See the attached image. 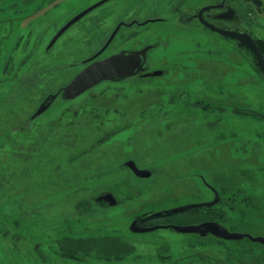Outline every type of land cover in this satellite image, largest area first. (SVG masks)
I'll return each instance as SVG.
<instances>
[{
	"label": "rangeland",
	"instance_id": "1",
	"mask_svg": "<svg viewBox=\"0 0 264 264\" xmlns=\"http://www.w3.org/2000/svg\"><path fill=\"white\" fill-rule=\"evenodd\" d=\"M98 1L33 0L27 15L0 22V264H73L55 252L53 238L127 233L125 226L146 213L212 201L215 188L217 205L176 213L173 221L217 216L231 231L264 235V75L254 56L197 22L180 26L169 0H146L134 12L106 2L46 51L70 19ZM208 1L190 0L188 15ZM155 14L171 23L138 27V43H161L150 67L167 74L105 83L71 101L59 97L36 117L116 22ZM242 25L264 40V11ZM130 160L153 174L138 177ZM102 191L122 203L99 207L94 198ZM158 233L168 235L161 242L169 258L133 239L147 251L125 264L179 257V264H217L227 250L212 239ZM245 242L235 243L237 264L248 252L257 259L248 264H264V246L249 243L247 252ZM93 257L85 264H108Z\"/></svg>",
	"mask_w": 264,
	"mask_h": 264
},
{
	"label": "flooded vegetation",
	"instance_id": "2",
	"mask_svg": "<svg viewBox=\"0 0 264 264\" xmlns=\"http://www.w3.org/2000/svg\"><path fill=\"white\" fill-rule=\"evenodd\" d=\"M103 1H104V3L102 5H104L106 2H109L112 0H100L96 3H94L93 5H95L99 2H103ZM114 1H116L115 3H120V5H124L123 9L125 12V11H133L134 7L137 6V4L143 3L146 0H120V1L119 0H113V2ZM189 1L190 0H169V5L167 8H169V10H172L173 15H176L175 17L177 18V22L180 24V26L186 25L187 23L197 22L198 24H200L202 27H204L208 31H210L214 34H217L218 36H221V37L228 39L230 41L232 40V42H234L238 48L245 50L248 53H250L251 55H253L256 63L260 67L253 49L246 47V46H242L237 40H233V39H231L225 35H222L218 32H215V31L205 27L202 24L200 17L205 19L207 22L212 23V24L216 25L217 27H220L224 30H232V31H235L238 33H248L253 38L254 42L261 48L262 53L264 55L263 47H262V45H260L261 38L256 39L254 34L252 33L253 31H251V28L250 29L248 27L241 28V26L243 27L242 23L248 22V21L250 22L254 18V14L262 13L264 11L263 0H242V4L239 3L238 0H211V1H208L205 3H199V7H197L195 9V11H193L190 15H188L190 12V11H188V2ZM33 4H34L33 0H0V22H2L5 19H8L9 21H11L12 17L21 16V14L27 15L28 13H25V11L29 10V6L33 5ZM93 5H91V6H93ZM237 5H238V7H237ZM159 6H162V5L159 3ZM209 6H212V8L204 10L202 15L199 16L200 11L203 8L209 7ZM84 10H86V9H84ZM84 10H82V11H84ZM82 11H80V13ZM92 11L89 12L90 15H91ZM155 13H157V12H155ZM88 14H86V15H88ZM3 16H4V18H1ZM85 17H87V16H85ZM171 19L172 18L170 16H167L164 14L163 15H156L155 14L154 16L143 19L142 21H140L137 18H132L130 21H128L126 19L119 20L118 22H116L113 25V27H112L113 29L111 30V32L108 35H106V37H105L106 41L104 42L101 49H103L106 46V44L108 43L112 34L120 26L118 28L117 33L115 34V36L111 40V42L108 44V46L103 50L102 53L98 54L99 51L101 50L100 49V50L96 51L94 54H92L91 56H89L88 58H86V60L83 62V65H81L80 71L75 75V77L84 68H86L87 66H89L90 64H92L96 61H100V60L109 58L111 56H114V55L122 53V52H125L126 54H132L134 52L141 51L147 47H149V49L146 52V61L143 64V67L145 70L140 71V72L136 73L135 75H132V76L127 77L125 79H122L119 81L103 82L100 85L105 84V83H109V82H121V81L130 79V78H134V77L135 78L136 77L155 78V77H158L161 75L163 76L164 74H167L169 71L166 68H152V67H150L151 64L153 63L151 61L150 54H151V52H153V50L161 49V47H162L161 43L159 41H155L153 43H148L146 45H140L138 43V36H139L138 27H146V26L152 25V24H163V25L164 24H170ZM78 21H80V20H78ZM78 21L76 23H78ZM4 23L5 22H2V24H4ZM76 23H74L73 25H75ZM56 34L52 37L50 43L47 45L46 51H49L58 41L59 38H57V40L53 43V40H54ZM4 38L5 37H3V39ZM118 41H124L125 44L120 46L118 49H113L114 45ZM157 61H159V60H157ZM153 71H163V74L155 75V76H147V74H149ZM261 73H262V75H264L263 70ZM67 85H65V86H67ZM65 86H63V87H65ZM63 87H61L60 89H62ZM60 89H58V91L56 93H52V94L48 95L45 98V100L41 103V105L44 103H47V101H50L49 97L57 94L60 91ZM83 94H81V95H83ZM80 96L73 98V99H65L62 95V92H61L50 103V105L47 107V109L42 111L40 114H36V117L45 113L59 97H61L64 101H71V100L79 98ZM41 105H40V107H41ZM40 107L38 108V110L40 109ZM201 179H203V175H201ZM215 190H217V189L215 188ZM103 192H111V191H102L101 193H103ZM218 193H219V191H218ZM213 194H214V199H215L214 190H213ZM116 200L118 201V203L116 205H110L109 202H105V201L97 203L95 198H94L95 204L101 208L118 207L122 203V201L117 199V198H116ZM219 201H220V199H219ZM219 201L215 205H217L219 203ZM214 206H212V207H214ZM200 208H211V207H200ZM160 211H163V210H160ZM156 212H159V211H156ZM156 212L146 213L142 216L134 218L130 223H128L125 226L128 229L127 233H122V232H115V233H112V232H110V233L96 232L94 234H90L89 236H86V235L77 236V235H74L73 233L68 232L69 235H67L65 237L64 235H66L68 233L64 232V235H62V236L59 235L60 237L57 236L56 238L52 239L53 249L55 250L56 253H58V255H60L61 258L63 257L65 259L69 260V262L71 261L73 264H85L87 257L92 258V256H94L93 259H95V258L99 259L103 263H104V261H106L108 264H125L126 261H124V259L126 257H129V256L140 257L142 254H145V251H147V250H145V251L140 250L138 247V244L135 242H132V240L135 239L136 241L143 242V244H141V246L143 248L146 245H151L152 250L158 251L160 253L158 256H165V257L169 258V253H168L169 249L164 243L161 242L163 240H168V239H166L167 238L166 236H168V235L161 234L158 232H160L161 230H163V231L172 230L176 234L190 235V236H194L200 240L201 239H212V240L217 241L218 243H220L221 245L224 246V250H226V249L227 250L225 251V255H222V257H218V258L214 259L216 261V263L217 264H237V263L241 262V257L236 256V253H235V249H236L235 243L236 242L243 243V241H246L245 244H248V246L245 247V250L247 252L250 250V247H251L249 244L250 242L264 246L263 243L253 242L248 238L236 240V239L223 238L220 236H216L214 234L201 235V234H196V233H181V232L175 230L174 228L168 227L170 225L187 226V225L201 224V223H205V222H217V223H220L221 225H223L231 233H243V232L231 231L227 227L228 225L226 223H224L217 216L207 218V219H195V220H192V222H189L187 224L177 225V223H175L173 221L174 220V218H173L174 213L152 215ZM134 222H136L135 226L133 225ZM154 227H158V228L156 230H150L149 231V229H152ZM135 229H138V230H135ZM248 234H250V233H248ZM128 236H129V238H127ZM253 236L264 237V235H262V234L253 235ZM152 240H160V241L151 244L150 242H152ZM36 248L37 249L39 248V244L36 246ZM196 256H198V255H196ZM199 259L203 260L202 257H200ZM164 261H166V260H164ZM168 261H169L168 264H179L181 262V257L174 259L173 261L168 259ZM249 262H250V258L245 259L243 264H248Z\"/></svg>",
	"mask_w": 264,
	"mask_h": 264
},
{
	"label": "water",
	"instance_id": "3",
	"mask_svg": "<svg viewBox=\"0 0 264 264\" xmlns=\"http://www.w3.org/2000/svg\"><path fill=\"white\" fill-rule=\"evenodd\" d=\"M103 2H99L88 9L82 11L79 13L76 17L71 19L55 36L53 43L59 38L70 26H72L74 23H76L79 19H81L83 16H85L90 11L94 10L95 8L102 5ZM212 6L203 8L199 16L202 15L204 10L210 9ZM201 21L202 24L222 35H225L233 40H237L242 46L249 47L253 49L255 52L257 61L264 71V55L262 53L261 48L254 42L253 38L248 33H238L232 30H224L220 27H217L216 25L207 22L202 17ZM120 27V26H119ZM118 27V28H119ZM118 28L115 30V32L110 37L108 43L106 46L99 51L98 54L102 53L103 50L108 46V44L111 42V40L114 38L115 34L118 31ZM149 47L134 52L132 54H126L125 52L116 54L114 56H111L109 58L96 61L86 68H84L67 86L60 89V91L49 97L50 101H47V103H44L41 105L40 109L37 111V114H40L42 111L47 109V107L50 105V103L62 92V95L65 99H73L84 92H86L89 89H92L96 87L97 85L108 82V81H119L122 79H125L127 77H130L132 75H135L136 73L145 70L143 67L144 62L146 61V52L148 51ZM97 54V55H98ZM163 74V71H153L147 76H155ZM126 166L130 167L133 172L138 177L147 178L150 177L153 173L152 171L140 169L136 162L134 160H130L126 163ZM215 193V199L209 202H201V203H190L186 205H182L179 207H174L170 209H165L163 211L156 212L152 215H161V214H170V213H176L181 212L190 208H200V207H212L214 206L220 199L219 193L217 190L214 189ZM97 203H100L102 201L109 202L110 205H116L118 201L116 200L115 196L111 192H103L101 193L97 198H95ZM136 225V222L133 224ZM133 226V227H134ZM170 228H174L175 230L181 232V233H196L201 235H207V234H214L216 236H220L223 238L228 239H236L241 240L244 238H248L253 242H259L264 244V237L262 236H253L252 234L248 233H231L229 230H227L223 225L217 222H205L201 224H194V225H187V226H176V225H170L168 226ZM158 227H154L150 230H156ZM138 230V229H135Z\"/></svg>",
	"mask_w": 264,
	"mask_h": 264
},
{
	"label": "trees",
	"instance_id": "4",
	"mask_svg": "<svg viewBox=\"0 0 264 264\" xmlns=\"http://www.w3.org/2000/svg\"><path fill=\"white\" fill-rule=\"evenodd\" d=\"M260 45H262V47H263V52H264V40H262L261 39V41H260ZM257 64V63H256ZM257 66H258V64H257ZM258 68H259V71L260 72H262V69L258 66ZM238 111V110H237ZM246 112H247V110H246ZM244 113H245V111H244ZM254 115V114H253ZM200 209H202V208H200ZM189 210H199V208H190V209H187V210H184V211H181V212H186V211H189ZM181 212H179V213H181ZM174 214H176V213H174ZM251 243V242H250ZM252 244V243H251ZM250 250H251V247H250ZM249 253V258L251 259V260H253V261H255V260H257L256 259V257H254L253 255H252V253L251 252H248ZM259 259H261V258H259ZM251 260H250V263H251ZM262 260H263V258H262Z\"/></svg>",
	"mask_w": 264,
	"mask_h": 264
}]
</instances>
